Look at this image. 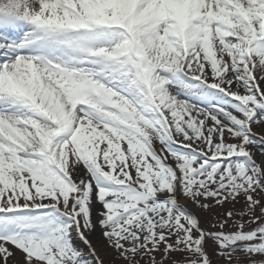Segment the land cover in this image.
I'll list each match as a JSON object with an SVG mask.
<instances>
[{
    "label": "snow or ice",
    "instance_id": "snow-or-ice-1",
    "mask_svg": "<svg viewBox=\"0 0 264 264\" xmlns=\"http://www.w3.org/2000/svg\"><path fill=\"white\" fill-rule=\"evenodd\" d=\"M142 262L264 264V0H0V264Z\"/></svg>",
    "mask_w": 264,
    "mask_h": 264
},
{
    "label": "rangeland",
    "instance_id": "rangeland-1",
    "mask_svg": "<svg viewBox=\"0 0 264 264\" xmlns=\"http://www.w3.org/2000/svg\"><path fill=\"white\" fill-rule=\"evenodd\" d=\"M257 131H259V129H257ZM242 205H243V200L241 199V202L240 203H238V204H236V208H240V207H242ZM229 207H231V205H225V208H229ZM214 211H222L221 209H216V210H214ZM209 214H206V213H202V216H208ZM210 251H211V249H210ZM214 259H215V257H214ZM142 264H143V262H142Z\"/></svg>",
    "mask_w": 264,
    "mask_h": 264
}]
</instances>
